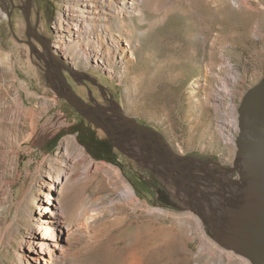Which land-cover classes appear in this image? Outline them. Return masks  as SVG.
<instances>
[{
  "label": "rangeland",
  "instance_id": "rangeland-1",
  "mask_svg": "<svg viewBox=\"0 0 264 264\" xmlns=\"http://www.w3.org/2000/svg\"><path fill=\"white\" fill-rule=\"evenodd\" d=\"M133 1L137 9L111 30L114 35L118 24L123 30L117 55L109 62L102 46L101 61L77 56L73 68L182 153L234 163L239 129L232 120L238 124L244 94L264 75V0ZM63 4L31 0L30 22L52 64L53 51L71 63L44 39L56 40L52 22ZM25 5L0 0V264H43L30 255L41 250L46 222L59 217L66 221L62 246L46 264H244L218 244L210 218L190 209L175 186L165 188L158 173L123 154L52 90L32 58ZM74 86L94 98L92 90ZM66 137H75L94 164H81L46 202L39 191ZM128 186L135 199L127 196ZM44 206L50 211L39 213Z\"/></svg>",
  "mask_w": 264,
  "mask_h": 264
},
{
  "label": "water",
  "instance_id": "water-1",
  "mask_svg": "<svg viewBox=\"0 0 264 264\" xmlns=\"http://www.w3.org/2000/svg\"><path fill=\"white\" fill-rule=\"evenodd\" d=\"M27 22L30 27L29 15ZM30 45L34 52L35 44ZM52 58L57 62V57ZM52 66L46 64V80L59 97L103 130L123 154L158 173L168 186H175L190 209L210 218L223 249L250 264H264V75L240 102L236 160L226 167L219 160L183 154L161 130L140 123L115 101L111 100V107L86 101L64 70L81 82L87 79L100 86L97 80L71 64L54 65L55 74ZM91 100L95 101L92 96Z\"/></svg>",
  "mask_w": 264,
  "mask_h": 264
},
{
  "label": "bare ground",
  "instance_id": "bare-ground-1",
  "mask_svg": "<svg viewBox=\"0 0 264 264\" xmlns=\"http://www.w3.org/2000/svg\"><path fill=\"white\" fill-rule=\"evenodd\" d=\"M136 3L133 0H64L61 13L52 22L57 35L56 40L54 42L51 41V44L48 38L44 37V39L48 41V48L54 47V49L70 55L71 63L73 64L66 62L53 51V55L57 57V62H53L57 66L56 68H60L61 63L65 66L74 65L77 62V56H85L89 60H93L92 57L94 56L95 61H101V57L104 56L102 46L103 48H108L109 58L107 57V60L110 62L109 59L112 58L110 56L115 57L117 55L118 50L116 46L119 45L118 39L121 37V32L123 31L120 29L119 24L114 35L111 33V30L113 31L116 21L121 23L127 17L130 8L137 9ZM137 13H139V10L135 14L137 15ZM126 30H128L127 25L125 26ZM109 34L111 35L110 37ZM30 42L33 43L32 41ZM125 43L132 47L129 39H126ZM34 51L37 50L34 49ZM46 63L52 66V63L49 64L47 58ZM51 72L55 74L54 67L51 68ZM232 125L235 126L234 128H237L236 118L232 120ZM63 144L66 148L65 151L60 152L59 158L56 159L58 165L50 166L47 171V178L43 180L39 191L45 197L46 202L51 201L53 189L57 186V183H61L63 186L64 180L69 181L73 174L79 171L81 164H85L88 169L94 164L93 159L78 144L75 137H66ZM114 172L118 179H123L117 168H115ZM127 196L135 199L134 191L130 186L127 189ZM49 208V206H44L41 210L38 207V210L39 213H45L50 211ZM47 223L50 224L48 225ZM40 227L41 225L38 224V228ZM65 227L66 221L64 218L61 219V217L57 218L55 222L52 220L46 222L43 231H41L40 241L37 243L41 250L37 251L36 255H30L35 263H52L56 249H61L62 245L60 241L63 238L62 235L65 232ZM49 231H53L50 242L43 240L45 237L44 233ZM25 242L32 249V241L27 240ZM222 251L224 250L222 249ZM226 252L230 255H235L233 252ZM46 253L49 254V258L46 257ZM242 260L244 264H249L245 258H242Z\"/></svg>",
  "mask_w": 264,
  "mask_h": 264
},
{
  "label": "flooded vegetation",
  "instance_id": "flooded-vegetation-1",
  "mask_svg": "<svg viewBox=\"0 0 264 264\" xmlns=\"http://www.w3.org/2000/svg\"><path fill=\"white\" fill-rule=\"evenodd\" d=\"M21 5V4H19ZM19 5H16L17 6V9H20L21 10V7ZM23 7V6H22ZM25 12H26V26H27V31H28V34H30V32H32V36L29 38L28 36V40L29 41H32L35 46H36V49L37 51H34L32 53V58L34 59V61L36 62V64H38V66L41 68V69H44L46 70V58L49 62V64H51V60L48 58L47 54L44 53L43 49L40 48L38 46V39H37V36L39 33H37V30H36V25L34 24H31L30 22V27H28V22H27V15H29V19L31 20V15H32V8H31V0H26V5H25V8H24ZM40 35V34H39ZM50 40V39H49ZM54 48V47H53ZM39 50V51H38ZM69 62V61H68ZM77 66V65H76ZM46 73V71H45ZM65 74L67 75V78H68V81L72 84L73 88L75 89V91L81 95L83 97V95L76 90L75 86H74V82L75 84L79 85V87L83 88V89H86L87 91H93V95H94V99L95 101H92L91 100V96L89 95V98H85L83 97L86 101L88 102H91L93 104H95V102H98L104 106H107V107H111V100L112 101H115L117 103H119L118 100H116L114 97L111 96V92L104 89L102 91L99 90V88L95 85H93L90 81L88 80H84L83 83H78L76 81H74V79L72 78V76L69 74V72L66 70L65 71ZM65 100V99H64ZM120 104V103H119ZM121 105V104H120ZM122 106V105H121ZM81 116V115H80ZM136 117V116H135ZM137 120L142 123V124H146V125H149V126H152L158 130H160L159 128H157L156 126L154 125H151L147 122H144L141 118L139 117H136ZM111 141V140H110ZM113 144V143H112ZM117 148V147H116ZM118 149V148H117ZM119 150V149H118ZM104 152V151H103ZM105 154V153H104ZM183 154H186V155H193V156H197V157H200L204 160H220L219 158H204L203 155L201 154H197V153H183ZM135 163L139 164L137 161H135ZM222 163V162H221ZM223 166H226V167H231L233 165V163H229V164H224L222 163ZM235 177L237 176V174L234 175ZM164 184V187L165 188H168V185L165 183V182H162ZM170 191V190H168ZM215 194V193H213Z\"/></svg>",
  "mask_w": 264,
  "mask_h": 264
}]
</instances>
